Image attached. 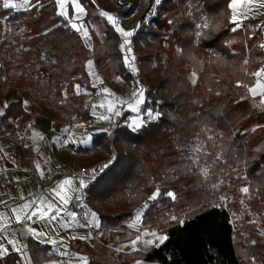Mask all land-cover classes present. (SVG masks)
Masks as SVG:
<instances>
[{"label":"trees","instance_id":"1","mask_svg":"<svg viewBox=\"0 0 264 264\" xmlns=\"http://www.w3.org/2000/svg\"><path fill=\"white\" fill-rule=\"evenodd\" d=\"M97 1L81 0L91 47L57 14L55 0H40L42 7L26 12L0 6V30L3 20L8 27L0 49L5 56L0 97L10 89L6 75L11 65L20 63L48 93L60 99L66 92L69 113L92 123L96 118L87 101L95 89L87 61H93L116 95L142 85L145 126L133 131L127 125L131 112L119 99L121 114L113 116L112 128L97 134L90 148L102 149L96 157H113L87 188L88 209L99 215L103 235L130 239L133 234L120 231L145 207L142 225L169 237L160 248L142 254L151 263L264 264V110L254 107L245 87L237 86L254 83L249 74L264 65V49L259 47L263 31L249 21L244 22L248 27L232 32L229 0H191L200 5L195 19L187 14L189 0H162L148 21L146 14L141 16V26L131 37L133 72L124 62L121 35L101 15ZM153 5L150 0L149 7ZM201 16L216 27L197 39L195 23ZM75 83L86 92L77 95ZM19 106L21 101L7 108L3 133L12 129L9 120L19 116L14 111ZM148 113L161 115L152 119ZM194 144H202L207 153L196 164L190 159ZM203 167L209 169L207 178L201 174ZM246 185L247 196L240 191ZM157 189L158 198L149 200ZM168 191L175 193V200ZM171 216L183 219V225Z\"/></svg>","mask_w":264,"mask_h":264},{"label":"crops","instance_id":"2","mask_svg":"<svg viewBox=\"0 0 264 264\" xmlns=\"http://www.w3.org/2000/svg\"><path fill=\"white\" fill-rule=\"evenodd\" d=\"M14 2L19 3L20 0H14ZM11 10L14 12L28 11L18 9ZM7 35L8 27L5 20H3L0 30V46L2 45V41L8 37ZM80 35L82 36L81 33ZM19 39H21V36L13 39V42ZM4 58L5 56L1 52L0 66H4ZM23 67L24 65L20 63H13L11 65L6 75L10 84V89L6 95L0 97V108H3L5 101L8 102L9 106L12 103L22 102V106L14 110L15 113L20 112L19 116L9 120V124H12V129H9L7 133H3L7 126L2 125L1 121L9 106L3 109L5 114L0 116V200L6 201V204L0 203V213L11 214L10 209L16 208L26 201L33 200L40 196H43L46 201L56 203L49 189L55 187L65 178H56L48 188L40 190L34 183L27 180L26 173L24 172L27 169L37 171L34 166V162L36 161L41 163L42 168L45 169L46 175L48 172L47 169L51 167L61 168L69 161H77L80 163L92 161L105 164L108 160L96 157L97 155L100 156L102 153L100 147H98L95 152L90 151V148L93 145L94 137L103 132L99 131L100 129L106 128L109 131L112 128V121H101L91 112L93 117L96 118L92 123L78 121L74 127H69V122L63 120V114L68 109L66 104L67 96L65 97L66 92L62 93L60 99L56 98L53 92L48 93L44 83L37 81V77L23 71ZM87 71L89 73L88 68ZM98 75L100 78L102 77L99 73ZM90 77L91 86L94 83L96 84L95 88L92 86L95 90L109 88L105 84L103 78L101 79L103 81L101 84L95 79L93 80L92 76ZM76 85L79 84L75 83L74 87ZM81 89V94H84V88L81 87ZM120 97V94L115 95V98L119 99ZM89 99L87 103H89ZM103 99L104 96L102 95L94 104L100 103ZM123 99L126 100V98ZM23 101H28L27 106L24 105ZM97 109L98 108H96L95 111H97ZM71 115V117L77 118L73 114ZM29 125H31V127H29ZM77 125H82V127H77ZM27 129H30L32 135L33 132H36L44 139L40 140L38 137L34 138V143H26L29 145L28 148L24 147L25 144L20 146L16 145L11 140L10 135L14 131L24 133ZM65 129H67V131H65ZM89 134L92 137V141L87 146L71 142L73 140H81ZM57 137H60L62 141L67 139L69 142L63 144L55 142ZM36 148H38L39 151H37ZM77 149H86L87 152L81 154L77 152ZM41 153L47 158V163H45L44 158L41 157ZM10 170H12L10 175L4 176L2 174V172ZM94 177L83 179L87 185L85 188L86 190ZM73 188H79V179H74ZM75 193L70 194L72 198ZM21 197H23V199H21ZM71 201L72 199L70 203ZM70 203L65 206L66 211L62 213L56 221H36L31 224L32 227L39 231L47 233L49 238L56 239L57 241L62 240L61 243L57 245L41 243L33 238L22 225L13 223L11 229L4 234L7 239L0 238V245L9 249L8 254L0 259V264H27V260L24 256L25 253L32 258V264H53V262H56V264H79L77 254L79 256H87L89 258V264H136L137 260H145L142 256L143 253L133 252L130 247H125L123 251L120 252L116 251L119 247L130 245V241L137 235V229L130 227V225L135 222L137 213L141 214V222L138 227L149 229L142 225L145 207L138 209L134 213L133 219L125 224L126 230L120 231L121 235L133 234V236L125 240H112L108 238L110 233L103 235L99 215L96 213V216L92 217L90 214L93 213V211L90 209L87 211L88 220L93 225L98 223V227H80L76 218L74 221L70 222V214L72 213L69 211ZM66 224H69V226L65 227ZM153 231L168 236V232ZM85 235L89 238L86 240L79 238ZM74 237L76 238L74 239ZM10 239L14 240L16 246L22 249L21 252L18 253L14 250L13 245L8 242ZM151 249L153 248L149 250Z\"/></svg>","mask_w":264,"mask_h":264},{"label":"snow or ice","instance_id":"3","mask_svg":"<svg viewBox=\"0 0 264 264\" xmlns=\"http://www.w3.org/2000/svg\"><path fill=\"white\" fill-rule=\"evenodd\" d=\"M93 4H95L96 0H91ZM162 2V0H154V3L156 5H159ZM56 5L58 6V12L57 14L61 17H63L65 20L69 22V26L75 30L78 33L83 34V38L90 39L88 29L85 25L77 23V21H80L84 15H86V9L84 5L81 3V0H55ZM71 6L72 8V15H69L68 6ZM0 6H2L5 9H18V10H31L32 8H38L42 7L40 4V0H35V3H33V0H20L19 3L14 2V0H0ZM200 5L197 3L196 5H193L191 3V0H189V10L188 15L194 17V10L199 11ZM228 9L231 11V16L229 19V23L233 24L234 27L231 28L232 32H236L238 29L248 27L243 23L244 20H247L249 18H255L256 16H264V0H229L228 3ZM101 15L107 19L109 23H111L115 27V31L118 32L121 37H123V43L120 45V49L122 53H127L124 55V62L125 64L132 69L133 72L137 71V68L135 66V59L136 57L132 55V48L130 47L132 41L129 39L130 37L134 36L137 29L140 28L141 24H137L136 28L133 30H124L122 27H120L118 23V18L114 15L108 13V12H101ZM169 24H173L174 21L170 20L168 21ZM212 27L215 29L216 24L214 21H210L207 16H201L199 18V21L195 23V28L197 31L195 32V36L197 39L201 38L205 34V30ZM257 27H260L257 25ZM262 31H264V28H261ZM260 48L264 49V43H261L259 45ZM245 64L248 63L247 60L244 61ZM87 68L89 69V75L95 77V80L98 83H103L101 78L94 72L93 70V61L89 60L87 61ZM251 77L254 78V83L252 84H241V82L237 83V86H243L247 89L249 96L254 101V107L261 108L264 110V65H262L260 68H258L256 71L249 74ZM193 77H195V73H193ZM119 79V78H117ZM195 79H193V83H195ZM94 88L96 87V84L94 83L92 85ZM76 94L80 95L82 93V89L80 85H76ZM219 94V93H217ZM97 95H103L104 99L99 104H93L92 105V111L93 114H96V108H105L107 109V112L111 115H99L98 119L100 120H107L111 122L113 116H119L121 113L118 110V104L117 99L114 97V94L110 92L108 88H102L97 93ZM67 94L65 93V97ZM259 97V102L256 103V98ZM24 105L27 106L28 101H23ZM145 103L144 99V93L143 89H138L136 92L132 93V100L131 102L128 100H119V104H126L130 107V109L134 112L140 111V105ZM8 102L5 101L3 108H0V116H3L5 113L3 109H6L8 107ZM87 106V105H86ZM149 116L152 117V119H158L161 115L160 113H148ZM146 124L145 121L141 120H133L129 127L132 128L133 131H138L142 127H144ZM31 127V125H29ZM77 127H82V125H77ZM259 127V126H257ZM255 130V129H254ZM67 131V129H65ZM99 131L107 132L108 129H100ZM33 137H38L40 140H43L44 138L40 136L39 133L33 132ZM92 141V137L89 134L85 138L81 140H73L71 142L77 143V144H83L85 146L89 145ZM58 143H68L69 141L67 139L61 140L60 137L56 138V141ZM25 148H28L29 145L25 144ZM37 151H39L38 148H36ZM191 161L192 163L196 164L199 163L201 157L203 155H206V150L204 149L202 144H194L191 148ZM41 157L44 158L45 163H47V158L44 157L43 153H41ZM217 160H219L221 157L217 155ZM14 162V161H13ZM35 169L38 171L41 178H44L45 176V169L42 168L41 163L39 161L34 162ZM47 171L51 172L50 169H47ZM84 172L91 171L93 173L96 172V169H85ZM201 174L207 178L209 175V169L207 167L201 168ZM75 177H68L60 181L55 187H52L49 189V191L53 194V198L56 200V203H52L50 201H46L43 196L36 197L33 200L26 201L22 205H19L16 208L10 209V213H0V238L7 239V237L4 235L6 232H8L13 223L22 225L25 230L35 239H37L41 243H49L51 245H57L58 243H61V241H57L56 239H51L48 237V234L39 231L38 229L31 226L32 223H35L36 221H56L62 213L66 211L65 206L70 203V200L72 199L71 193L79 192L80 189L86 188L87 185L85 184L83 179L79 180V188H73V182ZM238 179H247L246 177H238ZM215 187V185H214ZM241 193L247 196L250 192L249 186H244L240 189ZM160 195L159 189L156 190V192L153 193L152 196L149 197V200H156L158 196ZM168 197H171L173 200L176 199L175 193L173 191H168L166 193ZM23 199V197H21ZM226 199V197H221V200ZM0 203H5L6 201L0 200ZM219 205H214V207H218ZM92 217L96 216V213L90 214ZM35 218V220H34ZM171 220L177 221L179 224L183 225L184 220L178 219L176 216H171ZM75 220V213L70 214V222ZM69 222V223H70ZM141 222V214L137 213L136 220L133 224L130 225V227L137 229V235L134 239L130 241V245H124L122 247H119L116 249L117 252L123 251L125 247H130L133 252H141L143 254H148L150 248H160L161 245L165 243L169 239V237L166 234H159L156 231L150 230V229H144L138 227V225ZM251 223H256L255 220L251 221ZM69 224H66L65 227H68ZM83 227H92L96 226L98 227V223L93 225L91 222H86ZM260 235L264 236V230L260 231ZM76 237H74L75 239ZM80 239H88L89 237L87 235L79 237ZM147 238V239H146ZM9 244L13 245V248L16 252H21L22 249L20 247L16 246V242L14 240H9ZM252 243H255V241H252ZM139 245V246H138ZM9 252L8 248H5L3 245H0V259H2L4 256H6ZM67 254V253H65ZM25 259L27 260V264H32V258L27 256V254H24ZM77 259L79 261V264H89V258L87 256H79L77 254ZM53 264H56V262H53ZM136 264H151L150 261L147 260H137Z\"/></svg>","mask_w":264,"mask_h":264},{"label":"built area","instance_id":"4","mask_svg":"<svg viewBox=\"0 0 264 264\" xmlns=\"http://www.w3.org/2000/svg\"><path fill=\"white\" fill-rule=\"evenodd\" d=\"M115 17L119 18L118 13L113 14ZM1 48V46H0ZM112 94H114V97L116 95L115 91L112 89H109ZM99 89H96L94 93L91 95V99L88 104V108H92V104L96 103L99 98L102 95H97L99 92ZM63 117L66 121L69 122V127H74L78 123L77 118H72L68 116V113L65 112L63 114ZM11 140L18 146L29 143L32 144L35 142V139L30 131V129H27L24 133H21L19 131H14L10 135ZM88 169H96V172L93 173L91 171L84 172L83 170ZM51 172H47V174L44 176V178H41L39 173L33 169H27L24 172L26 173L27 180L34 183L40 190H45L48 188L54 179L56 178H68V177H75L76 179H84L87 177H94L100 173H102L105 170V164L103 163H93V164H79L76 161H69L67 162L63 167L61 168H50ZM10 171L2 172L4 176L10 175ZM88 191L83 188L80 189L79 192H76L75 195L72 198V201L69 205V211L72 213H75V218L80 227H83L86 222H89L87 211H88ZM89 228V227H85Z\"/></svg>","mask_w":264,"mask_h":264},{"label":"rangeland","instance_id":"5","mask_svg":"<svg viewBox=\"0 0 264 264\" xmlns=\"http://www.w3.org/2000/svg\"><path fill=\"white\" fill-rule=\"evenodd\" d=\"M97 4L100 7V13L105 12V11L112 14V15L114 13H118L119 14L118 23H119L120 27H122L124 30L135 29L134 25L138 24V21H140L141 16L144 14L147 15L146 20L148 21L151 18V16H153V14H154L157 6H158L154 3L153 7L150 8L149 7L150 6V0H98ZM68 11H69V6H68ZM129 12L131 14L127 15ZM83 18H84V16L82 17V19L80 21H77V23L85 25L88 29V26L84 23ZM249 21H255L256 25L260 26L259 27L260 29L264 28V16H256L255 18H249L247 20H244L243 23L249 22ZM88 32H89V29H88ZM82 36H83V34H82ZM89 36H90V33H89ZM263 37H264V31H263ZM123 39L124 38L122 37V40ZM129 39L131 40V37ZM84 40H85L86 44L88 45V47H91V45H92L91 37H90V39L84 38ZM263 43H264V41H263ZM130 47H131V45H130ZM126 54L127 53L125 52L124 55H126ZM132 55H134L133 52H132ZM135 66H136V60H135ZM93 70L98 75V72L96 71L94 64H93ZM102 78L103 77H101V79ZM92 79L94 80L95 77L92 76ZM141 88L143 89L142 85L136 86L134 89H131V90L125 89L122 93H120L121 97L119 99L124 100L123 98H126V100L131 102L132 93L136 92L138 89H141ZM85 92H86V90L84 89V93ZM143 93H144V89H143ZM90 99H89V101H90ZM119 99H117V100H119ZM87 104H89V103H87ZM143 104L139 106L140 107L139 112L132 111L130 109V107L125 104V110L131 112V116L127 120V125H130L133 120L144 121L143 116L141 115ZM97 108L98 109H97L96 114H95V116L97 118L99 115H110V113H108L106 111L107 110L106 107L105 108L97 107ZM90 110H91V112H93L92 108ZM67 111H68V109H67ZM67 113H68V116H70V117L72 116L69 113V111ZM72 118H74V117H72ZM63 120L66 121L64 117H63ZM78 121H79V119H78ZM101 121H105V120H101ZM112 158H113L112 156L110 158H108L107 162L105 163V168L110 163ZM100 159H105V158L103 156V157H100ZM78 163L85 165V164H93V163H97V162L90 161V162H83V163L78 162ZM200 170H201V168H200Z\"/></svg>","mask_w":264,"mask_h":264}]
</instances>
